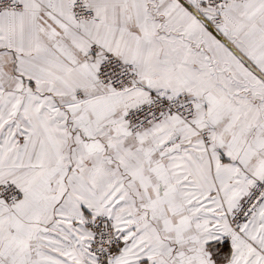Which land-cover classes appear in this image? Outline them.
Returning <instances> with one entry per match:
<instances>
[{
  "label": "snow or ice",
  "instance_id": "1",
  "mask_svg": "<svg viewBox=\"0 0 264 264\" xmlns=\"http://www.w3.org/2000/svg\"><path fill=\"white\" fill-rule=\"evenodd\" d=\"M0 264H264V0H0Z\"/></svg>",
  "mask_w": 264,
  "mask_h": 264
}]
</instances>
